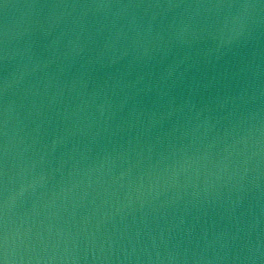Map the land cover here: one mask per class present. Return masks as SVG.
Returning a JSON list of instances; mask_svg holds the SVG:
<instances>
[{
    "label": "water",
    "instance_id": "obj_1",
    "mask_svg": "<svg viewBox=\"0 0 264 264\" xmlns=\"http://www.w3.org/2000/svg\"><path fill=\"white\" fill-rule=\"evenodd\" d=\"M0 264H264V0H0Z\"/></svg>",
    "mask_w": 264,
    "mask_h": 264
}]
</instances>
